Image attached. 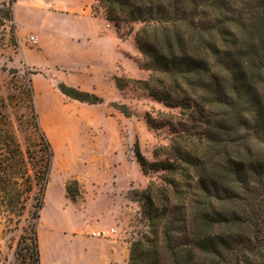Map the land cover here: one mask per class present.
<instances>
[{"label":"trees","instance_id":"obj_1","mask_svg":"<svg viewBox=\"0 0 264 264\" xmlns=\"http://www.w3.org/2000/svg\"><path fill=\"white\" fill-rule=\"evenodd\" d=\"M16 1L0 2V36L8 30L13 40ZM97 7L116 29L125 25L134 35L148 71L135 85L179 109L158 124L146 117L172 136L154 152L157 160L137 154L144 173L161 175L135 191L146 230L130 242L127 264H264V0H96ZM57 88L79 102H103L62 81ZM22 89L32 137L21 144L0 111V212L22 216L36 189L37 210L16 255L18 264H41L36 218L53 149L31 78ZM112 106L130 116L125 104ZM72 184L65 190L74 199Z\"/></svg>","mask_w":264,"mask_h":264},{"label":"rangeland","instance_id":"obj_2","mask_svg":"<svg viewBox=\"0 0 264 264\" xmlns=\"http://www.w3.org/2000/svg\"><path fill=\"white\" fill-rule=\"evenodd\" d=\"M35 3L18 0L15 40L8 30L0 36V99L5 103L0 111L7 114L17 140L27 144L32 136L26 129L22 86L31 78L39 121L53 149L36 218L41 264H127L130 242L146 230L139 221L135 191L150 180L160 181L161 175V171L144 173L137 154L149 162L157 160L154 152L167 146L172 136L168 126L154 128L146 117L158 124L167 120L163 114L179 109L164 105L133 82L146 79L148 71L141 66V53L133 33L127 35V26L116 29L110 23L118 39L107 33L96 34L89 42L70 43L61 33L79 24L53 16L42 25L43 13ZM38 33L44 43L41 49L31 37ZM115 39L117 48L111 52ZM61 81L94 92L103 102L71 99L58 90ZM112 102L125 104L130 116ZM74 181L78 193L71 199L65 185ZM35 193L36 189L22 216L0 212V264H18L16 246L37 210ZM111 228L114 231L107 232ZM101 230L106 235L94 234Z\"/></svg>","mask_w":264,"mask_h":264},{"label":"crops","instance_id":"obj_3","mask_svg":"<svg viewBox=\"0 0 264 264\" xmlns=\"http://www.w3.org/2000/svg\"><path fill=\"white\" fill-rule=\"evenodd\" d=\"M35 5L43 13L42 25L53 16L65 17L79 24V26H69L67 31L61 33L64 39L70 43L89 42L95 38L96 34L101 36L107 33L114 34L118 39L103 11H95L96 0H36ZM31 37L37 47L41 49L44 44L41 34L31 35ZM116 39L112 41L111 52L115 51V47L117 48Z\"/></svg>","mask_w":264,"mask_h":264},{"label":"built area","instance_id":"obj_4","mask_svg":"<svg viewBox=\"0 0 264 264\" xmlns=\"http://www.w3.org/2000/svg\"><path fill=\"white\" fill-rule=\"evenodd\" d=\"M32 39H33V38H32ZM113 231H114V229L111 228V229H109L107 232H113ZM107 232L104 231V230H101V231H98V232H96V233H94V234L97 235V236H102V235H106Z\"/></svg>","mask_w":264,"mask_h":264}]
</instances>
